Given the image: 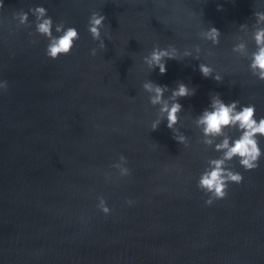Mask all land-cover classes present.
<instances>
[{
    "label": "water",
    "instance_id": "water-1",
    "mask_svg": "<svg viewBox=\"0 0 264 264\" xmlns=\"http://www.w3.org/2000/svg\"><path fill=\"white\" fill-rule=\"evenodd\" d=\"M36 4L78 29L69 55L50 59L34 24L17 27L13 14ZM258 11L264 0H3L0 264H264V158L250 171L233 162L242 183L206 206L197 181L215 153L194 124L215 93L264 116V81L232 51L238 38L254 49ZM92 12L106 18L105 48L94 57ZM208 26L221 32L219 44L201 39ZM169 45L178 56L167 60L166 73L149 69L143 57ZM196 45L199 60L183 56L186 49L195 56ZM202 62L224 79L205 78ZM146 80L195 88L179 99L177 126L187 146L166 121L152 130L156 109L141 87ZM121 155L127 176L112 167ZM101 197L110 215L97 206Z\"/></svg>",
    "mask_w": 264,
    "mask_h": 264
},
{
    "label": "clouds",
    "instance_id": "clouds-1",
    "mask_svg": "<svg viewBox=\"0 0 264 264\" xmlns=\"http://www.w3.org/2000/svg\"><path fill=\"white\" fill-rule=\"evenodd\" d=\"M2 3L3 0H0V5ZM30 14L34 18L31 22ZM254 17L250 31L254 49L249 51L247 40L238 38L232 51L246 57L252 75L264 81V11L254 12ZM13 18L17 21V27L34 24V33L45 38L47 41L45 55L52 60L58 59L61 55H69L79 40L78 29L66 25L63 21H54L43 4H36L28 11L14 13ZM105 19L99 12H92L88 19V32L97 42L96 47L91 48L89 52L93 57L97 55L98 50L105 48V36L102 35ZM248 28V24L240 25L241 30ZM32 35L33 32H29V36ZM199 35L201 39L215 45L220 42L221 32L214 26H208ZM194 52L195 56L193 49H186L183 56L199 60V45L195 46ZM177 56L178 49L173 45L164 48L155 46L143 57V62L149 69L158 68L159 73L164 74L167 71V60L176 59ZM199 71L205 78L212 77L217 82L224 79L219 71L203 62L199 64ZM3 87H6V81L0 82V88ZM141 87L147 93L148 103L156 109V117L151 122L152 130L158 129L160 124L166 121L167 128L173 133V139L178 144L187 146L189 138L177 126L183 109L179 99L194 95L195 88L178 82L175 88L169 89L167 85H159L151 80L144 81ZM255 113V105L241 104L239 100L225 102L220 94L215 93L210 95L208 106L194 117V124L201 134L200 142L215 153L214 156L207 158L197 181L198 188L206 196L204 200L206 206H212L216 201L224 199L230 184L242 183L243 174L232 167L233 162L245 171L260 166L261 159L264 158V148L261 147V140H264V116H257ZM126 165L127 159L121 155L119 161L113 163L112 167L117 169L121 176H127L130 170ZM126 203L131 206L134 201L129 199ZM97 206L105 215L111 214V209L102 197L99 198Z\"/></svg>",
    "mask_w": 264,
    "mask_h": 264
}]
</instances>
